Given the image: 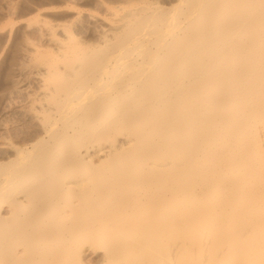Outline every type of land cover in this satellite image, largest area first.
Instances as JSON below:
<instances>
[{"label": "bare ground", "instance_id": "6f19581e", "mask_svg": "<svg viewBox=\"0 0 264 264\" xmlns=\"http://www.w3.org/2000/svg\"><path fill=\"white\" fill-rule=\"evenodd\" d=\"M12 1L0 264H264V0Z\"/></svg>", "mask_w": 264, "mask_h": 264}, {"label": "rangeland", "instance_id": "374dc122", "mask_svg": "<svg viewBox=\"0 0 264 264\" xmlns=\"http://www.w3.org/2000/svg\"><path fill=\"white\" fill-rule=\"evenodd\" d=\"M4 2H13L12 0H3ZM31 1H36V0H31ZM82 10H84L85 12L87 11V12H92L93 10H92V6H85V7H82ZM93 13V12H92ZM23 19H27L26 17H24ZM21 20V19H20ZM6 24V22H3V23H1V26H0V69H1V72L3 71L4 72V70H5V68H6V63L8 64V59H6V58H8V52H9V50H11V47L13 46V43L15 44L17 41H19V39H20V32H18L17 31V28H12V31H9V28H10V25H5ZM15 30V31H14ZM3 31V32H2ZM10 32H11V34H10ZM5 34V35H4ZM10 35V36H9ZM15 35V36H14ZM4 37V38H3ZM9 37H10V39H9ZM19 37V38H18ZM16 40H15V39ZM15 40V42H13ZM12 42V43H11ZM10 47V48H9ZM9 48V49H8ZM3 51V52H2ZM6 53V54H5ZM7 56V57H6ZM7 61V62H6ZM3 62V63H2ZM5 66V67H4ZM4 69V70H3ZM0 72V73H1ZM17 80L19 79V83L15 86V88L17 89V91H20L21 92V95H20V97L18 98V99H16L15 101L17 102L18 101V103L15 105V107L17 108V109H23V107H26L27 106V102H29V100H30V98H31V96L33 97L34 95L33 94H35L36 93V90H35V88L32 86V85H30V84H28L27 82H26V79H25V77H19V78H16ZM23 79V80H22ZM22 82V83H21ZM26 84V85H25ZM25 85V86H24ZM27 86H29V87H27ZM31 92V93H30ZM30 95V96H29ZM22 99V100H21ZM24 102V103H23ZM21 104V105H20ZM2 141H1V138H0V143H1ZM113 177H110V180H114V181H118L119 179H121V178H119V177H117V178H113ZM215 198V199H214ZM212 200H211V205L213 206V207H215V206H218V204H219V202H218V200L216 199V197H213V198H211ZM235 209H236V207H235ZM229 211H231V210H229ZM146 213H143V214H141V216L143 217V215H145ZM202 228H204L205 230H207V226H204V227H202ZM172 235H170V233H166V234H163V237H165V243L168 245V243H167V239L166 238H170ZM139 237V236H138ZM132 239V240H131ZM136 239V238H135ZM163 239V238H162ZM124 240H128V242H129V240H131V241H133V238H131V235H129L128 237L126 236L125 238H124ZM140 240V237L138 238V239H136V240H134V242H136V241H139ZM176 242H178V241H176ZM106 242H105V240H99L98 242H97V246H96V248H94L95 249V251H96V254H98V255H101V254H103V253H106V252H108L110 249H109V247L108 246H106V244H105ZM85 247H87V246H85ZM141 249H142V253H143V256H144V258L145 257H149V253H150V255L151 256H155V253H154V251L153 250H151L152 248L149 246V247H147L145 244H144V246L143 247H141ZM151 251V252H150ZM98 252V253H97ZM141 258V256H140V254L139 255H135V254H132V255H130L129 256V258L127 257V262L129 263V262H131V260L132 261H135V262H137V259H140Z\"/></svg>", "mask_w": 264, "mask_h": 264}]
</instances>
